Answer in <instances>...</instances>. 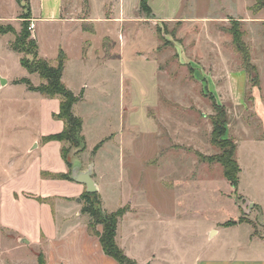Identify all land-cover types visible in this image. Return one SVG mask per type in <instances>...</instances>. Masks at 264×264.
<instances>
[{
    "label": "rangeland",
    "instance_id": "1",
    "mask_svg": "<svg viewBox=\"0 0 264 264\" xmlns=\"http://www.w3.org/2000/svg\"><path fill=\"white\" fill-rule=\"evenodd\" d=\"M148 4L151 13L141 10V0H65V17L79 22L84 33L71 32L68 24L36 22L32 34L40 54L56 64L62 47L67 86L85 91L75 107L83 118L85 149L68 145L70 160L87 156L91 165L83 169L102 175L107 209L127 213L138 206L137 221L125 217L120 229L136 235L141 256L161 255L172 244L183 249L185 264H192L199 248L244 260V229L222 227L213 238L207 230L220 222L249 223L255 235L262 234V209L251 201L264 208V0ZM22 12L18 5L14 21L3 24L19 32ZM14 38L0 35V194L17 192L15 175L28 164L29 170L45 166L48 158L41 175L62 191L65 180L49 168L68 167L62 145L45 140L63 129L54 117L60 99L12 82L23 76L35 85L43 81L21 65L10 47ZM213 97L225 109L227 135L237 144L242 170L236 192L222 165L205 159L220 152L211 141ZM3 240L0 232L5 246Z\"/></svg>",
    "mask_w": 264,
    "mask_h": 264
},
{
    "label": "crops",
    "instance_id": "2",
    "mask_svg": "<svg viewBox=\"0 0 264 264\" xmlns=\"http://www.w3.org/2000/svg\"><path fill=\"white\" fill-rule=\"evenodd\" d=\"M5 1L6 0H0V22L10 23L15 19L18 3L17 0H13L11 6ZM45 1L46 2L38 0V3L35 4L34 0H30L32 19L35 20V25L38 21L61 23L70 25L69 28L71 32L74 30H78L79 33L85 32L86 29H84L79 22H74L65 17V0ZM33 36L37 39L35 33H33ZM61 50L65 52L62 47L59 48L56 62ZM42 57L47 58L45 56ZM65 72L66 65L63 72L64 82ZM20 78L22 77L14 78L12 82ZM5 81L4 84L10 83V80ZM81 92H83V98L74 105L73 110L75 114V107L85 98L84 89H82L80 93ZM58 111L59 110H57V112ZM61 122L64 128V122L62 120ZM62 130L63 129H61V131ZM55 141L58 142L60 146H63L62 142ZM32 151L33 147L31 148V152ZM31 152H29V154ZM46 152L48 153V149ZM87 154L89 155L90 153L87 152ZM98 155L99 153L97 151L93 162V167L95 169ZM86 157L82 159L74 155V162H72L73 166L71 170L77 166L80 171H86L87 169H83V166L86 163L87 165H91L90 160H87ZM47 161H45V166H41L42 168L39 166H32L30 170V164H28L25 166L26 168L24 167L22 171L15 175L17 176L16 179H20L19 184L21 187L18 189V193L15 192L14 189L6 190V193H2L1 191L0 232L3 234L5 246L0 245V264H39L40 255L45 257L46 264H120L114 257L108 255L104 251L99 237L93 229L90 228V216L82 212L80 197L87 191V185L84 183H76L70 175L71 179L63 178V180H65L63 190L56 191L55 187L52 188L55 181L52 180V178H43L41 175L43 167L47 168L50 159L48 158ZM31 162H33V160ZM49 168L53 170V172H51L52 176L57 175L55 172L67 174L70 171L69 167L66 168L64 166L59 167V169L58 167L54 168L51 166ZM93 178L97 184L103 209L110 212L117 210H109L105 207L101 194L102 186L99 181L102 179V175L98 179L97 173ZM12 179L13 176L8 177L5 180L6 182L4 181L2 184V189L3 187H9ZM251 202L258 204L262 209V217L260 220L262 234L255 235L254 228L249 223L223 225L220 222L217 223L218 225L212 224L207 230V234L210 236L208 238H213L220 232L222 227L232 226L238 229H244L245 235L240 242V248L246 250L245 254H243L246 256L243 258L244 260H236V256L227 257L225 254L218 255L215 252L212 253V251L206 253L205 248H203L202 251L199 248L192 255V264H264V208L263 205L258 202ZM137 208L138 206L136 207V205L132 206L119 220L116 236L119 246L124 249L128 256L135 259L139 264H185L184 251L183 249H179L176 245L165 244L163 248L165 253L161 255H157V253L152 251L147 256H141L140 252L136 251L135 248L139 245L136 241V235L133 233L131 235L129 233L125 235L121 232L120 223L125 217L130 216H132L133 222L137 221ZM135 225L137 226V224ZM96 230L102 231V226L98 225Z\"/></svg>",
    "mask_w": 264,
    "mask_h": 264
},
{
    "label": "trees",
    "instance_id": "3",
    "mask_svg": "<svg viewBox=\"0 0 264 264\" xmlns=\"http://www.w3.org/2000/svg\"><path fill=\"white\" fill-rule=\"evenodd\" d=\"M19 6L23 8L20 18L23 19L22 28L16 32L11 24L0 22V35L7 33L15 34L11 40L10 47L18 52L21 65L29 73H37L43 80L39 85H35L29 77H22L15 80V83H24L30 91L39 92L50 97H59L60 107L54 117L64 122V128L61 132L52 134L45 138L46 141L57 140L63 143L62 156L71 170L73 163L69 157V148H79V151L85 149V138L83 136V119L74 113V105L83 98V92L76 94L63 80V72L67 61L66 53L61 50L56 64H52L47 58L40 55L39 43L29 29L33 18L30 0H17ZM141 10L151 13V7L148 0H141ZM214 114L211 116L213 125L211 141L214 146L220 149V152L205 157L209 161H216L223 167V173L229 181L234 191H238L240 183L241 167L236 156L237 144L227 135V117L224 108H221L213 97ZM68 145L70 146L68 148ZM97 149V147H96ZM67 174H57V177L68 178ZM82 212L90 216V228L99 237L104 251L114 257L120 264H139L135 259L126 254L124 249L119 246L116 240L119 220L126 213V208H119L113 212H107L103 209L100 194L96 192L85 191L81 197ZM101 225L102 231L96 230ZM39 264H46L45 257L39 256Z\"/></svg>",
    "mask_w": 264,
    "mask_h": 264
},
{
    "label": "water",
    "instance_id": "4",
    "mask_svg": "<svg viewBox=\"0 0 264 264\" xmlns=\"http://www.w3.org/2000/svg\"><path fill=\"white\" fill-rule=\"evenodd\" d=\"M91 173V169H88L86 171H80V169L76 166L72 169L71 177L77 182H82L86 184L88 192H96L98 191L97 184L91 176Z\"/></svg>",
    "mask_w": 264,
    "mask_h": 264
},
{
    "label": "built area",
    "instance_id": "5",
    "mask_svg": "<svg viewBox=\"0 0 264 264\" xmlns=\"http://www.w3.org/2000/svg\"><path fill=\"white\" fill-rule=\"evenodd\" d=\"M35 28V23L33 22V20H31L29 29L32 31Z\"/></svg>",
    "mask_w": 264,
    "mask_h": 264
}]
</instances>
